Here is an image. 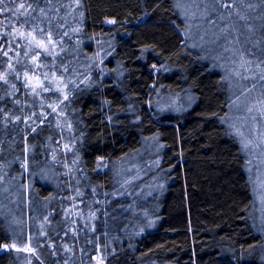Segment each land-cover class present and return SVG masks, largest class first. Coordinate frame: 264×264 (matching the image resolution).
Instances as JSON below:
<instances>
[{
    "label": "trees",
    "instance_id": "1",
    "mask_svg": "<svg viewBox=\"0 0 264 264\" xmlns=\"http://www.w3.org/2000/svg\"><path fill=\"white\" fill-rule=\"evenodd\" d=\"M217 2L226 54L176 0H0V264H264L241 116L264 107V0ZM162 90L195 103L160 115ZM153 137L143 201L115 169Z\"/></svg>",
    "mask_w": 264,
    "mask_h": 264
},
{
    "label": "rangeland",
    "instance_id": "2",
    "mask_svg": "<svg viewBox=\"0 0 264 264\" xmlns=\"http://www.w3.org/2000/svg\"><path fill=\"white\" fill-rule=\"evenodd\" d=\"M177 8L182 12L186 20V28L184 36L190 38L193 46H205L212 44L220 50L222 44L225 48V54L228 52L229 44L225 39L228 35L229 21L224 16L220 19L216 16L218 13L217 0H176ZM107 23H113L112 19ZM224 26V27H223ZM220 28V30H219ZM24 34V33H23ZM230 34V33H229ZM21 35V34H19ZM23 36V35H21ZM41 45V41L33 42ZM159 68L155 69L158 72ZM34 83L40 84L41 81L35 77ZM195 103L194 97L185 92H171L162 90L154 99L153 105L160 115L166 113H182L189 109ZM262 105V104H261ZM264 110V107H262ZM259 104L254 103L252 109L242 113V119L246 118L247 127L243 130L245 138H247V151L249 152L248 173L253 178L255 188L258 192V205L261 214V220L264 225V112ZM239 112L241 109L239 108ZM235 124V121H232ZM145 149L141 152V159L132 157L134 162L118 165L115 169L116 176L119 180L129 181L131 185L137 186V194L143 197V201H147L148 196L154 191L161 188V181L165 177V172L160 169L161 162L159 154L163 149V145L159 139L154 138L146 140ZM66 144L65 147H69ZM139 160V161H138ZM147 173V174H146ZM148 178V183L142 180ZM161 191V189H160ZM147 209L144 214L150 212ZM6 250H21V246L17 243L9 244ZM31 252V247L24 249ZM97 264H103V256L97 257Z\"/></svg>",
    "mask_w": 264,
    "mask_h": 264
},
{
    "label": "snow or ice",
    "instance_id": "3",
    "mask_svg": "<svg viewBox=\"0 0 264 264\" xmlns=\"http://www.w3.org/2000/svg\"><path fill=\"white\" fill-rule=\"evenodd\" d=\"M20 7L23 8L24 6H23V5H20ZM21 35H23V33H21ZM40 46H43V45H42V42H41V45H40Z\"/></svg>",
    "mask_w": 264,
    "mask_h": 264
}]
</instances>
